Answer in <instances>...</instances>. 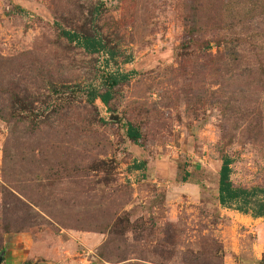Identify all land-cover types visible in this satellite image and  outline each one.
<instances>
[{"label":"rangeland","instance_id":"374dc122","mask_svg":"<svg viewBox=\"0 0 264 264\" xmlns=\"http://www.w3.org/2000/svg\"><path fill=\"white\" fill-rule=\"evenodd\" d=\"M183 10L182 0H0V54L14 58L15 67L24 68L22 57H28L26 66L36 64L55 73L51 81L41 84V103H32L39 116L35 120L38 124L56 121L59 132L75 137L78 134L70 126L78 113L86 115L84 121L81 116L76 123V131L82 130L79 133L85 135L72 139L69 150L75 151L73 158L86 172L81 171L70 181L63 178V183H59L57 168L49 177L44 172L56 159L51 157L59 139L56 134L41 129L46 127L42 124L33 135L21 134L19 144L10 137L9 126L0 120V212L4 168L10 177L14 171L11 164H4L8 143L11 160L20 154L24 157L20 172L26 177L22 181L35 186L40 176L50 185L44 194L45 209L54 214L49 216L36 208L43 218L34 220L35 226L5 236L9 251H28L41 233L77 231L67 226L80 215L84 222H75L79 227H87L99 217L106 219L105 224L127 218L140 228L117 239L113 238L114 230L110 234L94 233L104 236L103 243L92 253L83 246L79 251L83 260L93 264H113L99 256L109 238L113 239L112 247L122 250L132 244L137 255L145 253L146 260H140L141 264H188L187 249L197 252L203 238L222 246L219 254L223 264H261L263 231L252 230L242 220L250 214L237 210L241 204L222 206L218 189L224 155L232 161L230 179L235 186L249 190L263 186L264 130L261 141L254 145H241L237 134L233 144L222 149L224 114L218 101L223 98L216 93L219 86L210 81L198 86L193 83L205 97L204 102L188 107L181 100L175 105L185 41ZM261 23L264 27V21ZM64 32L97 38L104 48L99 53L86 52L78 42L69 41ZM211 46L210 51L216 53V44ZM114 75H128L115 90L118 110L108 112L97 102V112L84 111L87 97L94 90L104 92ZM253 98L258 99L256 107L264 120V93ZM68 101H72L73 110L78 108L71 120L59 121L53 113ZM18 110V104L11 106L12 112ZM101 118L105 122H100ZM130 119L143 128L139 144L126 135L124 124ZM97 161L107 167L99 163L94 171ZM187 172L191 176L185 182ZM9 190L26 200L14 189ZM26 191L29 195L36 193L29 186ZM261 198L259 194L253 199ZM10 206L17 207V203ZM4 224L0 218V234ZM138 236L143 238L136 241ZM129 262L135 264L136 260Z\"/></svg>","mask_w":264,"mask_h":264},{"label":"trees","instance_id":"16d2710c","mask_svg":"<svg viewBox=\"0 0 264 264\" xmlns=\"http://www.w3.org/2000/svg\"><path fill=\"white\" fill-rule=\"evenodd\" d=\"M182 2L184 4L185 41L182 46L181 74L177 80L178 95L175 94L177 99L175 105H178L181 100L188 107L194 103L204 102L205 97L195 85H203L202 82L205 80L210 81L219 86L216 93L220 95V98H223L222 101H218L219 108L224 114L222 119L224 145L222 149L232 145L234 140L238 138L237 134H239L241 145L256 144L261 141V132L264 130L262 111L256 107L258 99L253 98L254 94L264 93V27L262 23L259 24L264 21V0H182ZM63 35L71 42H78L89 53H99L104 48L102 41L97 38H84L67 32H64ZM209 37L210 40L207 39ZM212 43H215L218 48L216 53L210 51ZM22 59L24 68L15 67L14 58L3 57L0 54V120L9 126L10 137L15 138L19 144H21L19 140L21 134L22 136L33 135V133L39 131V125L42 124L46 127H41V129H49L55 133V138L59 139H57L56 145L53 146L54 151L51 153V157L56 159L51 161L50 165L52 166L44 172L48 176L54 168H57L59 183H63L65 180H73V178L78 177L76 175L81 171L86 172L73 158L76 156L75 151L69 152L72 147L70 146L72 139L73 141L76 140L75 138L82 139V135H85L84 132L82 135L79 133L82 130L76 131V123L80 121L81 116H83L84 121L86 115L83 112L78 113L75 122L70 126V129L78 134L75 137L71 135L67 137L69 133L59 132V127L55 125L56 121L51 122V124L49 122L38 124L35 119L39 116L37 112H34L32 103H41V84L51 81L55 73L47 69L44 70V67L36 64L26 66L29 58L22 57ZM30 73L35 74L30 76ZM14 79L17 81H14ZM126 80H128V75L122 77L111 76L109 85L104 92L94 90L90 97H87L88 104L84 105V111L94 109L97 112L95 109L97 102L108 112L117 111L115 90ZM180 83H184V86H180ZM193 83L196 84L193 85ZM244 87L248 89L247 92ZM71 102L68 101L65 105H60L55 109L53 114L59 118V121H61V118L71 120L72 114L78 108L74 107L73 110L74 105ZM14 104H18V112L11 111V106ZM244 107L245 113H242L241 108ZM243 120L245 122L242 127ZM100 122H105V120L101 118ZM228 125L230 126L229 129L226 128ZM124 127H126L127 137L135 144H139L143 137L142 126L136 125L135 121L130 119L126 121ZM79 128L81 127L79 126ZM49 130L46 131L47 134H49ZM222 149L221 151H223ZM33 155L35 156V154ZM17 156L15 160H11L7 143L4 148V164H11V170L17 172L14 173L13 171V176L10 177L4 168L5 186H3V210L0 212V218L5 220V224L3 234H0V258L2 259L0 264H22L6 261L9 251L6 247V235L11 234V232L19 234L23 232L22 228L35 226L36 223H33V221L43 218L39 211L54 216L53 213H49L50 211L45 209L47 198L44 194L45 191L49 190L50 185L46 184V179H42L40 176L37 178V183H35L37 185L35 186L24 183L22 179L26 176H23L20 172L24 157L22 154ZM51 157L48 158L51 159ZM32 158L34 159V157ZM35 159L38 158L35 156ZM99 163L104 164L102 161H97L93 167L94 171L99 169ZM231 164V159L224 155L219 172L218 198L220 204L222 206L235 204L239 206L241 204L237 209L238 211L250 214L254 218H264V184L252 190L235 186L230 179L232 174ZM104 165L107 167L106 164ZM109 169L113 171V167H109ZM190 176L191 174L187 172L183 181L187 182ZM28 186L36 193L29 195L26 191ZM10 188L17 191L26 200L12 194ZM39 189L43 190L42 194L39 193ZM116 193L118 191L114 192V194ZM120 194L117 195V198L121 196ZM259 194H262L263 198L253 199L255 196L258 197ZM28 201L33 205L28 204ZM13 202L17 203V207L12 208L10 206ZM247 206L249 207L247 208ZM19 213H22V215H17ZM58 216L62 217V215ZM81 219L80 215L75 220L74 218L70 219L71 224H68L67 228L101 234H110L111 230H114V239L127 237L128 233H135L140 230L137 224H131L127 218H119L115 222L111 220L105 224L106 219L95 217L89 222V226L79 227L75 222L82 224L84 220ZM138 238L135 240L138 241L143 236ZM112 240V238H109L99 250V256L104 261L113 264H132L129 261L136 260L135 264H141L140 260H146L145 253L140 256L137 255L131 247L132 244L124 245L125 248L120 250L118 247L111 246ZM221 250L222 246L218 243L210 238H203L197 252L187 249L186 260L188 264H223V259L219 254ZM26 264H31V261L27 260ZM261 264H264V258Z\"/></svg>","mask_w":264,"mask_h":264},{"label":"crops","instance_id":"0c3cea01","mask_svg":"<svg viewBox=\"0 0 264 264\" xmlns=\"http://www.w3.org/2000/svg\"><path fill=\"white\" fill-rule=\"evenodd\" d=\"M242 220L251 225L252 230L264 233V218L255 219L250 215ZM36 236L33 243L34 239L31 240L32 244L28 251L26 249L20 253L15 250L8 251L6 261L22 264H26L27 260H30L31 264H93L87 259L83 260L79 251L83 246L92 253L104 241L103 235L78 231L62 230L58 235L45 232Z\"/></svg>","mask_w":264,"mask_h":264},{"label":"water","instance_id":"95a60500","mask_svg":"<svg viewBox=\"0 0 264 264\" xmlns=\"http://www.w3.org/2000/svg\"><path fill=\"white\" fill-rule=\"evenodd\" d=\"M2 262V259L0 258V263Z\"/></svg>","mask_w":264,"mask_h":264}]
</instances>
